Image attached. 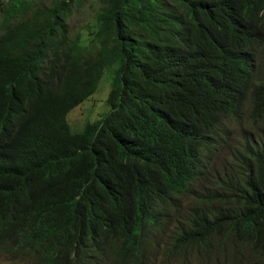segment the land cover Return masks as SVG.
<instances>
[{
    "label": "trees",
    "instance_id": "obj_1",
    "mask_svg": "<svg viewBox=\"0 0 264 264\" xmlns=\"http://www.w3.org/2000/svg\"><path fill=\"white\" fill-rule=\"evenodd\" d=\"M40 1L0 0V255L264 264V0Z\"/></svg>",
    "mask_w": 264,
    "mask_h": 264
},
{
    "label": "rangeland",
    "instance_id": "obj_2",
    "mask_svg": "<svg viewBox=\"0 0 264 264\" xmlns=\"http://www.w3.org/2000/svg\"><path fill=\"white\" fill-rule=\"evenodd\" d=\"M51 3L52 0H42L39 2L40 5H50ZM97 9V4L92 3L86 5L83 9L75 10L69 21L73 33L77 32L86 24H91ZM1 22L2 19L0 17V23ZM110 84L111 77L109 76V74H106L100 84L98 92L93 97L87 99L84 103L70 112V114L68 115V121L72 126L73 131H82L87 122H94L96 121V119L104 115V113L110 111V107L107 104V99L110 92ZM241 125H247L248 127L250 126L247 121L242 124L232 123V125L230 126V136H232L234 141L236 140V143L243 137L242 130H247V126ZM219 163H222L221 158L219 160ZM0 264H13V262L6 256L0 255Z\"/></svg>",
    "mask_w": 264,
    "mask_h": 264
},
{
    "label": "clouds",
    "instance_id": "obj_3",
    "mask_svg": "<svg viewBox=\"0 0 264 264\" xmlns=\"http://www.w3.org/2000/svg\"><path fill=\"white\" fill-rule=\"evenodd\" d=\"M14 264V263H13Z\"/></svg>",
    "mask_w": 264,
    "mask_h": 264
}]
</instances>
